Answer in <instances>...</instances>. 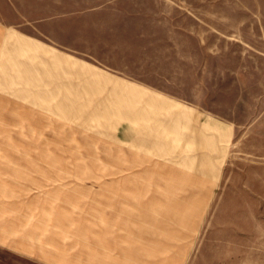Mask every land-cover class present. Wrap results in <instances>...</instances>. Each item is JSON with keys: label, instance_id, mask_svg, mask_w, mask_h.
<instances>
[{"label": "rangeland", "instance_id": "1", "mask_svg": "<svg viewBox=\"0 0 264 264\" xmlns=\"http://www.w3.org/2000/svg\"><path fill=\"white\" fill-rule=\"evenodd\" d=\"M112 2L0 0V264H264V0Z\"/></svg>", "mask_w": 264, "mask_h": 264}, {"label": "crops", "instance_id": "2", "mask_svg": "<svg viewBox=\"0 0 264 264\" xmlns=\"http://www.w3.org/2000/svg\"><path fill=\"white\" fill-rule=\"evenodd\" d=\"M37 1H63V0H37ZM105 1H113L112 5L108 4L107 6L113 8L112 11H118L119 14H125L126 16H132L134 15V13L131 12V9L129 8H124V4H126L127 1H131V0H105ZM136 1V0H134ZM139 1V0H137ZM107 6H104V11L106 9ZM141 8H135L132 11H140ZM11 11H19V10H11ZM62 11V10H61ZM69 11H74V10H69ZM86 11V10H83ZM90 11H94V10H90ZM183 13V11H167L166 14H164V16H172L175 13L178 15L180 13ZM212 15L216 16L218 15V18L221 16V14H217L216 11H212ZM215 21H217L216 19L213 22V31L215 32L216 28L215 27ZM263 28H264V22L262 24ZM184 30H180L177 27H173L171 29V36L168 37L166 44L167 46L170 48H172V52L173 54L171 55L174 59L175 58H181L180 61L182 63H189L191 62V60L188 57V54L185 52V50L189 47H193L194 49H198L199 51H201L202 56H203V50H201L202 48H207V47H211V46H215V44H206L204 43V41H206L207 39H213V41L216 40V35H212L211 30H203L202 34L200 35L202 41L199 42V37H197L196 43L195 44H190L186 41L187 39V35L184 33ZM52 38H54L57 42L59 41L58 37H54V35H52ZM60 45H63L65 47H73V43L71 42H60ZM179 49H181L182 51H178ZM251 58V57H250ZM249 58V59H250ZM173 59V60H174ZM261 60L260 64L262 65V68L264 70V57H260L259 58ZM251 60H254L253 58H251ZM200 62H206L205 59H201ZM261 68V69H262ZM255 70H260L259 68H255ZM261 87H249V114L253 113L254 111L259 112V114L256 116V118H254V116H252V119L249 120V128L256 126L258 128H264V78L262 79L261 83H260ZM255 97V98H254ZM235 252L238 254H244L246 256L245 259H235V264H250L249 262V248H241L235 249Z\"/></svg>", "mask_w": 264, "mask_h": 264}]
</instances>
